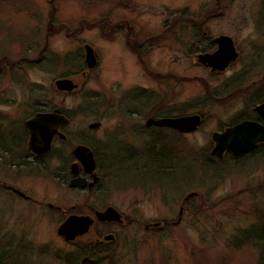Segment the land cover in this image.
Wrapping results in <instances>:
<instances>
[{"label": "rangeland", "instance_id": "1", "mask_svg": "<svg viewBox=\"0 0 264 264\" xmlns=\"http://www.w3.org/2000/svg\"><path fill=\"white\" fill-rule=\"evenodd\" d=\"M176 15L209 18L199 32L182 18L163 44L150 40L144 62L124 44L122 33L110 32L114 17H123L134 22L139 38L163 34L164 21ZM203 29L209 37L225 33L235 41L238 58L220 74L209 73L193 54L191 42ZM84 44L97 53L92 67L85 62ZM0 68V128L13 123L19 133L20 118L60 107L70 117L68 129L101 120L98 133L107 131L97 147L107 154L100 173L109 177L111 188L101 195L136 221L117 229V251L106 252L100 264H264V154L237 160L210 154V133L242 116L248 95L258 89L264 95V0H0ZM61 76H71L79 88L55 89L53 80ZM164 77L179 82L176 96L165 92ZM115 80L144 84L150 93L145 110L152 114H199L200 125L189 132L141 128L125 118L126 99L111 101ZM113 154L123 159H112ZM1 156L0 151V176L17 177L18 167L5 166ZM28 172L49 188L44 197L61 212L0 207V260L8 259L6 264H32L22 255L26 245L15 243L20 225H26L34 246L53 245L57 252L66 250L58 225L72 210L83 215L78 214L83 193L55 186L41 164ZM157 218L166 219V230L149 235L141 223ZM6 243L17 250L14 258L9 259ZM75 249L68 246L71 259ZM33 258L35 264H63L42 253Z\"/></svg>", "mask_w": 264, "mask_h": 264}, {"label": "flooded vegetation", "instance_id": "2", "mask_svg": "<svg viewBox=\"0 0 264 264\" xmlns=\"http://www.w3.org/2000/svg\"><path fill=\"white\" fill-rule=\"evenodd\" d=\"M184 17V20L186 22L190 20L192 27L196 31H198L199 25L204 24L205 20L209 18V16H206L199 20L200 18H197L195 16L176 15L171 20L164 21V25L168 31L163 30V34H161L160 32L158 34L154 33L143 38H139L134 32L133 21L125 19L123 17H114L115 19L111 21L112 24H110V32L117 31L119 33H122L124 44L128 46V48L134 54L137 55L141 62H144L142 57L150 48V45H152L150 40H153L152 43L160 44L162 42L163 44V38L166 35V32L172 33L173 31H170V29L174 26H177V24V28L181 27L180 23L184 21L182 19ZM201 33V37L197 36L195 38V41L191 42V44H193L196 49V52L193 54L195 55L197 62V57L199 54L212 53L216 50L217 43L214 41V39L217 36L227 35L232 39L233 45L237 52V56L223 70L212 69L210 66H206L205 64L198 62L211 74H220L224 72L229 68L230 64L238 58L239 52L237 50L235 41L230 35L225 33H220L211 37L208 36L209 32L205 29H203ZM197 35L199 34L197 33ZM199 43L201 47H199ZM95 54L97 62V53ZM157 73L159 72L157 71ZM80 74L81 76L85 77L86 71H81ZM176 77L177 76H175V79ZM58 78H68L75 84V86L71 91L58 89L55 85V81ZM80 82H88V80L83 79ZM112 82L115 95L114 97H111V101L112 99H115L116 101L122 102L126 99L130 103V109L124 112L126 115L125 118H131L133 122H136L140 125L141 128L144 129L151 127L170 128L165 126H157L154 124H146V120L148 118L159 119L161 117L167 116L154 115L150 112V110H145L146 108H148L147 102L150 98V93L148 88L144 84L126 80H115ZM121 82L131 83L123 86ZM161 82L164 83L165 92L168 93V95H172V93H174V95L176 96V94H178L179 82H176L171 78L167 79V77ZM53 85L55 89L64 93H71L79 88L78 82L71 76L56 77L53 80ZM133 87H136L137 91L131 90V88ZM250 91L251 89L249 90V92ZM126 92H128V95H126ZM263 96L264 95L260 91V89L256 90V92L254 91V94L248 95L247 99L245 100L247 104V111L243 112V115L240 117L236 115L237 117L235 119L223 125L221 128L213 130L212 132L223 131L225 128L233 126L242 121H254L264 127V117L258 112V110H256V106L264 102ZM56 109H58L57 114L62 115L65 118V121L56 126V131L51 136L47 149L39 153L33 151L28 147L30 133L28 127L26 126V121L33 118L37 113H54ZM136 115H138V117L142 116L141 122L134 119ZM95 123L96 125H93ZM19 124L21 127L19 133L16 130H12L13 123H11L9 129H7L6 127L0 128V151L2 152L1 157L2 161L4 162L3 164H5V166H8L7 164H10L12 166L18 167L17 171L15 170V173L18 175L17 177H13L14 180L12 178L9 179V177H7L6 175L0 176L1 209L5 211L23 209L24 211H28L31 213L40 210L43 214H48L50 212H61L60 205L55 204L44 197L47 194L49 188L38 183V176L28 174L30 167L41 164L42 166H44L45 170H47V175L45 177H48L55 186L62 187L64 189L68 188L69 190L81 192L85 195L83 207L80 206V211H78V214L88 215L93 220L92 223L88 226V229L85 233L76 236L72 240H66L63 236L57 233L56 229L59 241L61 240L62 242H64V244H66V250H57V252L55 250H51L53 248V245L48 247L44 246L46 247L45 249H43V247L38 248V245L34 246L30 239H28L27 237L26 229L28 228H26V225H20L19 228H17V235L15 236V243H18L17 247H20L23 244L26 245V250L23 251L22 255L32 264L36 263L34 262L33 255H38L39 253H42V255L55 257L56 259H59L63 264H100L99 260H102L106 252L113 251V253H115V251H117L116 248L119 244L117 243L116 246V242H118L120 236V233H118L117 229L119 227L128 225L130 222L136 221L134 217L130 219L125 218L123 212L119 210V208L112 205L111 203H105L103 201L101 192L106 188H111V185L110 180L108 181L109 177L100 173L101 164L104 162V160H106L107 157V154L105 152L102 153L103 150H100V148L97 147V143H100V141L103 139L104 134L107 132L102 130L100 133H98V131L102 128L101 120L91 121L87 124V126H83L81 130H70L68 129L69 125L71 124L69 115L64 112L63 108L51 107V109H36L24 119L20 118ZM44 124L46 125L47 122H44ZM170 129H173L176 132H180L174 128ZM78 145L87 147V152L90 151L94 161V167L91 171H87L84 168L82 162L78 159V157H76L75 153L73 152V150ZM213 146L214 141L212 140L211 148H213ZM20 148H22V150ZM258 154L259 156L264 154V140L257 141L252 149L244 151L240 154H235L231 150H225L221 158L212 154L211 155L219 160H223L227 157L237 160L249 155L255 157ZM97 155H99V158L97 157ZM112 157V159H115L114 154L112 155ZM119 158L115 160H119ZM53 163H55V165L59 166L60 168H50L49 165H47ZM75 179H77L78 181L71 185L72 180ZM145 197L146 196H144L143 198ZM87 198L91 200V202H86ZM108 207H112L116 211V213L119 214V217L117 219H100L97 217L98 212H103ZM133 211L140 212V208L137 206H133ZM68 214L77 215V211L74 212L72 210ZM178 218H181V216L179 217V215H177L176 219ZM155 220L156 221H147L141 223L143 230L149 235H158L161 232H165L166 230V219L157 218ZM169 223H171V225L173 226L177 225L175 224V220L169 221ZM136 227L138 228V226ZM29 229L34 230V228L32 227H30ZM70 245L76 247V253L72 255V259L70 255L71 253L68 250V246ZM12 247H14L13 243L12 245L11 243H6V248L10 256L9 259L14 258V256L18 254L17 250ZM7 261L8 259L2 258L0 260V264H6Z\"/></svg>", "mask_w": 264, "mask_h": 264}, {"label": "water", "instance_id": "3", "mask_svg": "<svg viewBox=\"0 0 264 264\" xmlns=\"http://www.w3.org/2000/svg\"><path fill=\"white\" fill-rule=\"evenodd\" d=\"M214 41L217 48L212 53H204L198 55V61L210 66L212 69L223 70L233 61L237 52L233 45L232 39L227 35H219ZM85 62L88 67H92L96 63V56L93 48L89 44L84 45ZM58 89L71 91L75 84L68 78H58L55 81ZM256 110L264 117V102L256 106ZM55 112L37 113L31 119L26 121L29 129L30 138L28 147L35 152H42L48 148L50 138L56 131V126L65 121V118ZM44 122H47L45 125ZM201 123L199 114H186L177 117H161L159 119L148 118L146 124H154L157 126H165L174 128L180 132L194 131ZM93 125H96L93 124ZM214 146L210 153L219 158L225 150H231L235 154L252 149L257 141L264 140V127L254 121H242L233 126L225 128L223 131H214L211 133ZM87 147L78 145L73 152L82 162L87 171H91L94 167V161ZM77 179L72 180L71 185L76 183ZM97 217L100 219L118 218L119 214L112 207H108L103 212H98ZM92 218L88 215L70 214L58 225L57 233L67 240L74 239L76 236L83 234L92 223Z\"/></svg>", "mask_w": 264, "mask_h": 264}]
</instances>
